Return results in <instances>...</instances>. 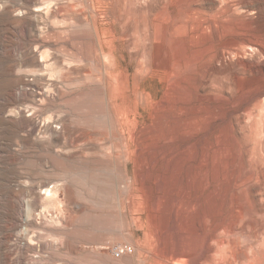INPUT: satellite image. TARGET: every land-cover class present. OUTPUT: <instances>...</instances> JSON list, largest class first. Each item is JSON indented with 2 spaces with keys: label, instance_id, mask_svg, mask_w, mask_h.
Instances as JSON below:
<instances>
[{
  "label": "rangeland",
  "instance_id": "1",
  "mask_svg": "<svg viewBox=\"0 0 264 264\" xmlns=\"http://www.w3.org/2000/svg\"><path fill=\"white\" fill-rule=\"evenodd\" d=\"M240 1L169 44L190 0H0V264H264V57L215 16Z\"/></svg>",
  "mask_w": 264,
  "mask_h": 264
},
{
  "label": "bare ground",
  "instance_id": "2",
  "mask_svg": "<svg viewBox=\"0 0 264 264\" xmlns=\"http://www.w3.org/2000/svg\"><path fill=\"white\" fill-rule=\"evenodd\" d=\"M122 1H123V6L126 7L125 2H127V0H122ZM212 2H213V0H203L202 2H201V0H190V2L188 3V4H190V6L189 7L185 6L187 8H190L188 10L187 14H185L186 16L180 18L179 21L175 22L172 25V27L170 28V31L164 32L161 35L165 36V38L169 44H174L179 40V35L183 34L188 29H191L192 31L195 30V31L200 32L202 34H204V33L210 34L212 31V27H213L212 21H211L212 15H211V12L209 11L208 7H206V5L211 4ZM181 4H182V2H181ZM239 4L241 5V8L243 9V16H241V21H238V22H235L232 20L231 13L227 10L218 11L217 14L214 12L215 16L218 15L221 19L220 23H222V26H221L222 27V38H224V40H225V38L231 39L230 43L222 46V48L220 50V54L224 55L226 50H231L234 53L239 54L243 51L248 50V48L258 47L259 51L261 53V56L264 57V41L260 38V35L255 34L254 29H253V25L256 24V21H254L255 23L249 22V21H247V22L244 21V18H247L249 16V13L252 11V7H254V6H253L252 2H249L247 0H241L239 2ZM233 12L238 13L237 11H233ZM189 17H190V19H192V23H190V24H189V21L187 20V18H189ZM188 26H190V27H188ZM260 58H261L260 55L257 56L258 60ZM261 97H264V89L263 90L259 89V91L256 92L254 99L258 100ZM100 141H101V139H100ZM64 181L65 180H63L62 178L52 177L43 183L42 187L40 188V191L41 192L44 191L42 193H44L45 197L55 198V201H56V198L58 197L57 192L59 189L62 188ZM52 200H54V199H52ZM53 203H54V201H53ZM53 231L56 235L59 236L53 241L56 243L59 241V239H61L62 237L67 235V233L64 229H57V230H53ZM131 249L133 251V247H131Z\"/></svg>",
  "mask_w": 264,
  "mask_h": 264
},
{
  "label": "built area",
  "instance_id": "3",
  "mask_svg": "<svg viewBox=\"0 0 264 264\" xmlns=\"http://www.w3.org/2000/svg\"><path fill=\"white\" fill-rule=\"evenodd\" d=\"M132 249L130 246H122V247H119L115 250H113V253L117 256V257H120L122 254L126 253V252H131Z\"/></svg>",
  "mask_w": 264,
  "mask_h": 264
}]
</instances>
